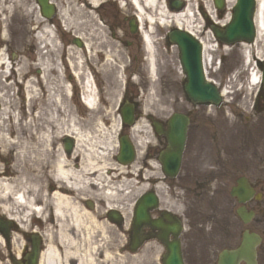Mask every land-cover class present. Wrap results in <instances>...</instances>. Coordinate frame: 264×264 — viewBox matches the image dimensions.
Segmentation results:
<instances>
[{
    "label": "flooded vegetation",
    "instance_id": "obj_1",
    "mask_svg": "<svg viewBox=\"0 0 264 264\" xmlns=\"http://www.w3.org/2000/svg\"><path fill=\"white\" fill-rule=\"evenodd\" d=\"M61 1L49 0L50 8L43 9L38 0H13V3L0 0V49H12L6 56L7 60L11 65L21 62L20 66H23L26 73L23 78L31 74L34 83L32 86L43 95L54 89L61 94L66 92V88L71 90L74 79L69 66L70 49L72 46L77 47V43H81V49L85 47L84 42L77 37L82 31L73 33L69 20L71 15ZM104 1L93 7V11L100 12L107 7V2L102 5ZM122 19L128 25L127 35L134 37L136 32H132L130 26L131 23L135 24L133 12ZM198 27L195 33L200 41L213 44L214 38L209 24H200ZM107 30L113 31V27H107ZM115 32L118 31L115 29ZM111 35L115 38L113 32ZM133 41L132 38L127 39L126 43L131 45ZM163 43H167V33ZM218 46L220 50L222 45ZM14 48L18 53L14 54ZM192 52L190 50L188 55ZM175 53L180 68L179 113L188 118L178 169L175 172H166L161 163L162 152L168 150L166 118L157 120L163 131L161 135L150 129V139L144 145L140 157L136 155L131 165L121 167L115 154V167L108 170L111 183L120 185L126 181L130 190L129 198L132 201L129 202L128 227L124 229L128 236L126 247L130 250V255L137 257L135 264H163V258L169 255L167 246L176 243L180 245L183 264H219L221 252L239 248L247 230L261 237L255 246L253 264H264V188L248 176L260 169L256 162L257 153L250 154L244 150L245 141L250 138L247 135L249 131L245 130L248 131L245 140L242 136L240 140L229 138L231 141L228 144L220 142L222 138L229 137V131L224 129L216 136L208 129L206 117L212 116L211 123L214 127L213 116L217 111L223 112V104H194L187 98L184 88L186 74L181 69L180 51L177 47ZM214 55L211 53L212 57ZM90 68L92 67L85 66V70ZM205 72L210 76L216 75L210 64L206 66ZM55 84L62 89H57ZM96 89L97 94H100L98 88ZM253 102L254 110L258 113L264 112V88H259ZM155 120L148 117L150 123ZM127 132L128 128L125 126L121 134ZM255 148L257 149L254 146ZM247 155L254 159L249 161ZM65 156L67 159L75 158L73 153ZM143 173L146 175L142 176ZM240 177H247L254 189L249 201L244 203L232 193L238 187L237 180ZM216 180L220 181L218 185L215 184ZM141 186L142 190L136 194V189ZM143 196L155 197L156 200L154 203H146V219L138 227L136 207ZM83 204L87 208L93 207V201H89V198L83 200ZM246 211L253 212L248 222H245L243 215ZM114 212L119 210L106 209L101 218L102 221L115 223V235H119L123 221L121 218L118 223ZM137 227L145 240L135 248L134 234ZM23 254L25 255V251ZM25 261L22 258L20 264ZM238 264L246 263L239 260Z\"/></svg>",
    "mask_w": 264,
    "mask_h": 264
},
{
    "label": "rangeland",
    "instance_id": "obj_2",
    "mask_svg": "<svg viewBox=\"0 0 264 264\" xmlns=\"http://www.w3.org/2000/svg\"><path fill=\"white\" fill-rule=\"evenodd\" d=\"M8 1L13 3V0ZM85 1L62 0L61 3H63L71 15L73 33L82 31L80 32L81 34L89 36L90 40L94 42L91 56L82 48V70L92 74V81L100 92L98 94V105L95 109L85 107L79 98L81 90L75 79L72 81L70 95L55 92L54 88H51L54 91H49L43 95L32 86L34 95L33 98L29 99L24 86L28 81H30L28 83L31 85L34 83L31 79V74L25 79L23 78L25 69L23 66H20L21 62L12 65V68L16 67L13 68L14 71L8 70V72L3 73V69L0 67V133H4V136L7 137L6 140H10L6 141V150L9 152L6 156H0V165L3 169H8V166L15 163L14 168L7 170L6 177L16 176L19 169L25 166L30 171V176L36 177L39 187L43 186L49 189L52 184L50 183L49 185L48 181L51 162L59 153V149L62 150L61 139L64 135L63 133L69 131L71 125H74L82 134L97 141V143L100 142L108 147L105 158H97L95 160L97 162L108 163L109 165L105 167V170L115 167L113 157L116 154L117 148L115 147V142L117 141H115L114 135H116L115 130L117 129L119 120L118 104L122 98L131 102L135 101L138 104L137 113L139 119L136 124L144 128L142 131L136 130L137 136L140 137L139 139H143L142 145L137 148V156L139 157L142 155L144 144L150 139L145 126V123H148L147 117L151 116L162 120L166 119L173 112H179L181 109L179 65L176 59L175 48H165L162 43L166 31L174 28V25L167 27L155 26L153 36L155 39L157 72H155L152 80L148 75L146 54L141 36L139 33H136L134 37L128 36V32H126L128 25L126 20L122 19L125 15L129 16L132 14L133 9L128 1L119 0L121 5L119 4L118 6L115 0H108V2L98 0V4L104 1L102 5H105L106 2L108 5L102 11H98L99 13L96 11L91 12L92 8H86L87 4ZM163 1L167 6V0ZM29 6L31 7V5ZM191 6L194 10L192 21L197 26L205 22L201 10L207 14L208 20L212 18L209 16V11L207 12V10H212L215 20L220 24L226 23L230 18L231 6L228 7L227 4L224 11H217L213 0H192ZM77 9L81 11L80 18L75 17ZM79 21H82V23L80 24ZM100 25L109 34V40L112 42L109 46L106 41L105 46L100 43L103 37L101 30L97 27ZM107 27H113V31L109 32ZM115 29L118 31L117 34L114 33ZM112 32L113 35L115 34V38L111 35ZM131 38L134 39L133 44L128 45L126 40ZM10 51L12 49L3 47L0 49V52H3L6 56ZM16 53H18V50L14 48V54ZM225 53L222 56L224 58L221 60L220 66L217 68L216 75L211 77L228 90L222 102L223 106L221 109L223 112L217 111L214 114V127L211 123L212 116L211 118L206 117V120H208V129L216 136H219L224 129L229 131V137L220 140L221 143L225 142L228 144L231 141L229 138L240 140L243 136V140H245L248 131L247 135L251 136L250 131L258 127L260 121L261 125L264 124V112L258 113L254 110L253 101L258 86L246 89L247 77L254 63L244 68L243 55L239 45L225 49ZM107 54L112 55L113 63L111 67H108L106 64ZM86 65L92 68L85 70ZM106 68L110 69V71L108 72ZM117 76H120L119 79ZM55 87L62 89L58 84H55ZM3 108L6 110L3 111ZM245 130L248 131L246 132ZM201 135L206 136L207 134ZM46 136L48 137V141L45 146L41 141H44ZM190 138L193 139L192 134H190ZM251 140L247 139L245 144ZM27 141L32 148L25 154V157L20 156L18 153L21 150V144ZM254 146L257 147L258 159L256 162L260 169L256 173H253V175L249 174L248 176L252 181L258 182L264 188V141L262 139L257 140ZM33 147L35 148L34 150ZM83 148L76 152L75 155L81 154ZM247 157L249 161L254 159V157L249 158L250 155H247ZM96 170L99 172V169ZM145 175L144 173L142 174V176ZM90 178L92 177L90 176ZM219 183L220 181L216 180L215 184L218 185ZM126 187L127 193L118 196L113 202L118 203L119 206L125 209L127 222H125L124 228L127 229L129 202L132 200L129 198V186ZM211 187L212 189L214 188V186ZM142 188L143 186L137 188L136 194ZM89 191L91 197L89 201H93V208H86V210L102 221L101 217L107 207L100 201L96 193L92 194L94 190L89 189ZM2 204L3 202H0V216L5 217L1 210ZM10 212L11 214H16V210L13 208L10 209ZM49 215L47 207L45 217L47 218ZM11 223L13 225L8 227V239L5 240L0 235V264H13L12 259L15 257V254L21 251L26 233H31L32 231L39 234L43 231L52 233L51 239L46 240L43 238L42 244H45L42 246L43 249L47 244L55 246L57 242L54 229L48 228L47 230L46 225L43 222L40 223L39 218L32 220L29 217L23 220L20 223L23 229L18 226V222L11 221ZM107 224L112 226L109 232L113 230L115 234L116 231L114 230H116L115 226L117 227V225ZM121 228L119 229V235H107V239L105 240H100L98 235L95 239L98 240V250L102 252L106 249L108 252L116 253L117 255L114 254L113 258L114 261L117 260L118 264H135V260L131 258V255L126 250V230H123V227ZM97 256L99 260L103 259L100 253ZM120 256L122 257L120 258ZM136 264L142 263L136 262Z\"/></svg>",
    "mask_w": 264,
    "mask_h": 264
},
{
    "label": "bare ground",
    "instance_id": "obj_3",
    "mask_svg": "<svg viewBox=\"0 0 264 264\" xmlns=\"http://www.w3.org/2000/svg\"><path fill=\"white\" fill-rule=\"evenodd\" d=\"M131 7L135 9L136 18L135 20L139 24V32L143 41L145 54H146V65L150 79L153 80L154 73L156 70V57H155V39L153 36L155 26L167 27L174 25L181 29H186L192 33L199 29L197 25L193 24L192 17L194 10L191 6L192 0H185L187 6L180 12L170 11L163 0H127ZM228 7H230L234 0H225ZM259 8L256 15L257 24V37L252 43H240V48L244 60V68L252 63L254 66L251 68L246 81V89H252L260 83V65L259 61L264 62V0H257ZM98 4V0H90L86 8H93ZM94 9L91 10L93 12ZM209 11V12H208ZM209 16L215 20V15L212 10H207ZM80 9L75 11V17L80 18ZM204 14H206L204 12ZM205 16V15H204ZM70 23L72 18L70 17ZM81 24L82 21H79ZM102 32V40L100 43L105 46V41L108 46L112 43L109 40L108 32L100 25L97 26ZM145 27V28H144ZM117 33V32H115ZM78 34V33H77ZM85 45V51L92 55L94 42L90 40L89 36L78 34ZM203 43V61L204 65L211 60V52L215 45L209 44L202 41ZM223 48H227L224 46ZM91 50V51H90ZM82 50L71 47L70 49V60L69 65L74 78L78 81L80 90L82 92V100L86 106L90 109H94L96 106V89L92 81V76L82 70ZM113 63L112 55L106 57V64L111 67ZM0 66L3 68V73L8 72L9 64L5 59L4 54H0ZM257 68V69H256ZM107 69V68H106ZM109 72L110 69H107ZM120 76H117L119 79ZM30 82V81H28ZM26 82L25 91L29 99L33 98L34 91L32 85ZM222 95L226 96L228 93L227 88H223ZM69 94V91H67ZM6 110L3 108V111ZM146 128L149 126L145 124ZM115 133L119 130V120ZM144 129L139 124H136L131 133L133 138L136 140L137 145L141 146L143 139H139L136 130ZM65 133L70 134L76 140L75 151H80L82 147L83 152L76 154L75 158H66L59 149V153L54 157L50 165L49 171V189L43 186L37 185L36 177L30 176V171L27 167L19 169L16 176L6 177L7 170L15 167V163L8 166V169H3L0 165V202L2 214L6 215L7 218L14 220L19 223L20 228L23 229V220L27 218L40 219V223L43 222L46 228L54 229L57 242L54 245L47 244L44 251L41 254L40 264H118L117 260L114 261L113 255L116 253L108 252L104 249L99 252L98 240H95L99 235L100 240L107 239V235H115L112 226L108 225L105 221H100L96 216H93L91 212L86 210L83 204V200L86 198L91 199L90 190H94L92 194L97 195L100 201L107 208H113L119 210L124 219L126 220V211L123 207L119 206L118 203L113 202L118 196L125 195L127 193L128 183L116 185L111 183L109 177V171H104L108 163L97 162L95 159H104L107 148L100 142L92 140L90 137L82 134L74 125H71L69 131ZM63 133V134H65ZM62 134V135H63ZM249 141L245 146L244 150L250 154L257 153L254 144L257 140L264 141V124L250 131ZM47 135V134H46ZM168 138V135H166ZM115 137V135H114ZM6 136L4 133H0V156H6L7 151ZM115 139V138H114ZM48 137L44 138L43 145H47ZM116 141V140H115ZM35 146V145H34ZM116 147V142H115ZM29 142L21 144V150L19 155L25 157L28 153ZM40 148V147H39ZM38 148V149H39ZM35 148L33 147V150ZM173 153H168L167 156H171ZM164 155V154H163ZM104 161V160H103ZM17 168V166H16ZM99 172H96L97 170ZM116 172V171H115ZM91 175H94L90 178ZM113 176V174H112ZM50 207V215L45 217V210ZM15 209L16 214H11L10 209ZM38 221V220H36ZM51 223V224H50ZM115 231V230H114ZM45 239H51L52 233L42 232ZM101 254L102 260H99L98 254ZM122 256H120L121 258ZM135 260L137 257L132 256Z\"/></svg>",
    "mask_w": 264,
    "mask_h": 264
},
{
    "label": "water",
    "instance_id": "obj_4",
    "mask_svg": "<svg viewBox=\"0 0 264 264\" xmlns=\"http://www.w3.org/2000/svg\"><path fill=\"white\" fill-rule=\"evenodd\" d=\"M185 6V3L181 0H170L169 7L180 11ZM215 6L218 9L223 7V0H215ZM255 12V0H236V4L233 7L231 21L224 27L218 28L213 26L212 30L217 39L227 44H233L235 42L247 41L252 42L255 35V26H254V16ZM171 41L180 46H185V43H194L193 38L187 32H182L176 30L172 34ZM183 46V47H184ZM196 47V46H195ZM182 65L184 69L188 72V79L186 83L188 96L194 102H210L218 103L220 101L219 93L216 87L205 81V78L202 74L201 69V58L199 49L196 48V54L194 58L188 60H182ZM262 82L264 85V68L262 69ZM121 118L123 122L129 124L133 123L132 114L133 107L132 105L125 104L120 111ZM169 129H168V140L170 146L173 148L172 163L176 165L178 157L183 146L186 130V120L178 114H173L169 120ZM71 142H67V145L70 146ZM120 143V158H130L133 155L132 145L125 138H119ZM141 210L137 213L139 217L143 218L142 209H144L145 204L138 206ZM10 222H5L0 218V231L3 232L4 236L7 231V226ZM250 236H246L244 239V244L239 251L233 252L230 256L232 260L230 262L224 261L222 258L220 264H235V258L241 256L247 259L249 264L250 258L254 254L253 244L251 243ZM178 245L171 246V255L167 257L164 261V264H182L181 258L178 254ZM39 253L38 247V238L37 236L32 237V250L30 254V264H35L37 256ZM225 257L226 254H223ZM229 256V257H230Z\"/></svg>",
    "mask_w": 264,
    "mask_h": 264
}]
</instances>
